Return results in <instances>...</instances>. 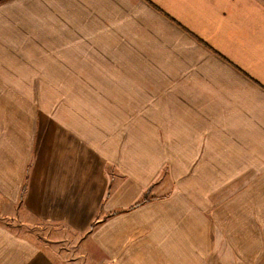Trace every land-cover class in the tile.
<instances>
[{"label":"crops","instance_id":"obj_1","mask_svg":"<svg viewBox=\"0 0 264 264\" xmlns=\"http://www.w3.org/2000/svg\"><path fill=\"white\" fill-rule=\"evenodd\" d=\"M0 4V199L83 232L99 264H228L213 255L217 231L219 244L245 263V245L259 247L250 232H264L249 218L264 219V0ZM137 73L143 87L161 94L139 95ZM43 86L82 88L69 102L96 110L43 111L32 94ZM139 111L152 135L193 130L197 147L162 151L236 153L225 167L242 171L250 186L219 210L213 226L194 220L178 194L159 208L158 199L138 207L146 183L115 175L121 161L100 151L106 126L120 136L125 124L132 135ZM177 161L178 168L191 165ZM203 166L194 181L220 176ZM0 264L66 263L0 221Z\"/></svg>","mask_w":264,"mask_h":264},{"label":"rangeland","instance_id":"obj_2","mask_svg":"<svg viewBox=\"0 0 264 264\" xmlns=\"http://www.w3.org/2000/svg\"><path fill=\"white\" fill-rule=\"evenodd\" d=\"M1 1L5 0H0V3ZM43 74L44 73H42L40 77V73H38L37 77L42 78ZM122 74L129 75V73L126 72H122ZM137 76L140 86L138 88L139 95L156 92L158 88L143 87L145 83L143 80H145V78L142 77V73H137ZM59 83L65 84L66 82L59 81ZM37 88L38 89H32V94L40 103H36V107H41L43 111L46 110L50 112L60 109L65 112H85L89 109L88 111L92 112L93 107H95L96 110L97 105H83L81 103L69 102L73 95H82V88L75 87L72 89L66 88L65 86L58 88L43 86L40 90L39 87ZM85 91L89 92V89L86 88ZM161 92L162 89L159 88L158 93L161 94ZM140 108H142V106H139V109ZM144 115L145 114H142L141 111L137 114V119L134 120L137 127L135 133L132 135L129 134L130 130L126 128L125 124H123L122 134L120 136L113 133V129H111L112 132H109L107 129L108 126H106L105 142L100 145V151L106 156V160L121 161L122 170L119 171L115 168V175L121 174L123 181L126 177H132L139 182L146 183V187L142 190V192L145 191V197L137 201L138 207L146 202L158 199L160 203L154 206L159 208L162 206L161 202L170 201L171 203L172 199L177 197L176 194H178L180 195V200L185 203V211L190 216H194V220L200 218L201 221L213 226L217 221V213H219V210L231 202H238V200L234 201V198L250 186L245 184V178L241 177L242 171L237 172V169L233 170L225 167L228 156L235 155L236 153L204 151L196 153L187 150L162 151L164 148L176 147L177 144H179L180 149L197 147L193 140V130H190V133L179 130L178 132L180 134L171 133V136L168 134L163 135L160 130L158 135H152L151 130L147 129L145 118L142 117ZM89 122L102 125L105 121L90 120ZM122 123H124V121H122ZM159 128L163 129L161 123ZM98 135H103L101 130L98 131ZM88 137H91L93 140V131H90ZM185 159L190 160V166L186 168L174 166L175 163H179L177 160L185 161ZM199 160L208 165V167L203 166L201 169L202 172L206 171L205 168L213 166L221 173L220 176L208 177L210 180H213L212 182L199 183L194 181L199 171V168H197V165L200 163ZM217 164L223 165V167ZM106 170L109 174L113 175L112 166H108ZM227 171H232L236 178L228 177L230 173L227 174ZM150 195L152 196L150 197ZM243 208H245V206H243ZM226 217L230 218L231 216L227 215ZM249 218L254 220L255 225L261 226L262 229H264V219L259 220V217L255 214L250 215ZM186 220L189 221L188 219ZM0 221L5 222V224L18 234L32 239L34 243L42 246L44 250L50 252L59 260H64L66 264L100 263L98 260L93 259L92 251L83 246V232H77L76 230L66 228L59 223L44 221L28 213L24 209L17 207L14 209L1 199ZM236 222L242 223V219L239 217ZM93 226L94 224L92 227ZM220 233V231L215 232L217 237L216 243L219 245V247L215 248L216 250L213 253L216 258L222 257L224 258L223 261H227L228 264H264V232H250L253 241L255 240V242L252 241V245L255 244L254 246L259 247L251 248L245 245V263L237 259V254L231 250L229 246L219 244L221 240L224 239V237L221 239L222 235ZM257 234H259L260 237L257 238ZM224 236H226V233ZM249 248H251L250 252L247 251ZM251 257H255L254 260L261 262H254L251 260ZM104 262L103 264H109L108 262Z\"/></svg>","mask_w":264,"mask_h":264}]
</instances>
